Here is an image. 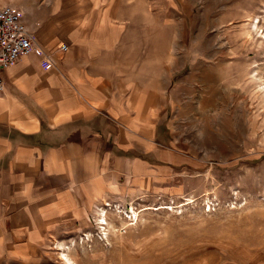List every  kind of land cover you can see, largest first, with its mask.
Masks as SVG:
<instances>
[{
	"label": "rangeland",
	"instance_id": "1",
	"mask_svg": "<svg viewBox=\"0 0 264 264\" xmlns=\"http://www.w3.org/2000/svg\"><path fill=\"white\" fill-rule=\"evenodd\" d=\"M117 4L145 88L160 73V145L176 159L123 178L59 253L74 264H264V0Z\"/></svg>",
	"mask_w": 264,
	"mask_h": 264
},
{
	"label": "crops",
	"instance_id": "2",
	"mask_svg": "<svg viewBox=\"0 0 264 264\" xmlns=\"http://www.w3.org/2000/svg\"><path fill=\"white\" fill-rule=\"evenodd\" d=\"M118 2L0 0L35 45L3 73L0 264H74L55 243L123 178L176 159L160 145V73L145 88Z\"/></svg>",
	"mask_w": 264,
	"mask_h": 264
},
{
	"label": "built area",
	"instance_id": "3",
	"mask_svg": "<svg viewBox=\"0 0 264 264\" xmlns=\"http://www.w3.org/2000/svg\"><path fill=\"white\" fill-rule=\"evenodd\" d=\"M34 35L23 16L14 7L0 8V95L5 92L3 73L18 59L33 52ZM67 46L62 50L67 51Z\"/></svg>",
	"mask_w": 264,
	"mask_h": 264
},
{
	"label": "bare ground",
	"instance_id": "4",
	"mask_svg": "<svg viewBox=\"0 0 264 264\" xmlns=\"http://www.w3.org/2000/svg\"><path fill=\"white\" fill-rule=\"evenodd\" d=\"M251 32V31H250ZM249 35V34H248ZM101 226H105L106 225V220L105 219H103V221H102V223L100 224Z\"/></svg>",
	"mask_w": 264,
	"mask_h": 264
}]
</instances>
